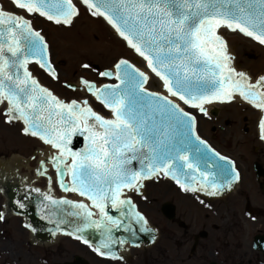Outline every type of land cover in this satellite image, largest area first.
<instances>
[{
	"label": "snow or ice",
	"instance_id": "6c2138e0",
	"mask_svg": "<svg viewBox=\"0 0 264 264\" xmlns=\"http://www.w3.org/2000/svg\"><path fill=\"white\" fill-rule=\"evenodd\" d=\"M10 3L14 10L0 8V118L6 124H20L23 135L46 146L37 175H47L50 166L64 193L89 202L57 198L50 188L42 193V211L47 210L42 218L55 224L53 236H74L100 257L123 260L114 247L123 246L126 239L115 236L114 230L130 231L134 221L141 232L151 231L130 195L142 194L146 180L167 177L185 193L212 197L240 179L232 161L198 135L193 112L208 115L207 104L245 101L261 112L258 126L264 139V73L252 77L238 70L221 35L222 29L238 31L264 45V0ZM78 6L111 25L143 59L163 93L151 91L146 86L149 75L127 59L99 72L114 83L79 82L107 115L96 111L89 98L65 101L38 81L31 71L33 64L53 79L58 76L49 61V45L30 17L38 14L57 25H70L79 14ZM74 137H82L81 148H74ZM17 203L25 207L22 201ZM109 208L116 214H110ZM4 219L0 213V220ZM61 225L73 230L65 232ZM89 228L100 235L94 244L82 234Z\"/></svg>",
	"mask_w": 264,
	"mask_h": 264
},
{
	"label": "flooded vegetation",
	"instance_id": "af4514ba",
	"mask_svg": "<svg viewBox=\"0 0 264 264\" xmlns=\"http://www.w3.org/2000/svg\"><path fill=\"white\" fill-rule=\"evenodd\" d=\"M238 115L235 121L213 111L205 115L204 130L197 124V131L232 161L240 179L212 197L185 193L171 181L157 190V202L148 193H131L156 237L149 245L128 247L118 254L123 260L115 261L73 238L45 243L34 238L24 218L14 212L19 205L10 202L8 193L17 189L19 200L21 188H48V179L37 181V140L23 135L20 124L0 118V213L5 216L0 220V264H264V140L258 123L257 137L245 138L250 135L248 123Z\"/></svg>",
	"mask_w": 264,
	"mask_h": 264
},
{
	"label": "rangeland",
	"instance_id": "374dc122",
	"mask_svg": "<svg viewBox=\"0 0 264 264\" xmlns=\"http://www.w3.org/2000/svg\"><path fill=\"white\" fill-rule=\"evenodd\" d=\"M3 9L14 10L11 3L7 0H0ZM79 7L78 18L73 26L57 25L54 22L48 23V20L40 18L36 20L34 15L30 17L34 23V28L46 35L47 42L52 48L51 52L56 54V58L53 62L54 66H58L62 69L66 78L62 77L56 81V79L48 76L47 82H42V70L37 66L32 69V73L40 81L43 86L49 88L55 95L61 99L67 101L71 99H84L89 98L93 108L101 113L102 108L95 102L94 98L84 94V92L77 93L76 91L70 92L65 86V83H77L80 79L85 77L86 80H92L98 84L104 83V79L98 77L93 65L99 67V69H111L112 65L118 59H127L137 67L142 69V60L126 46L123 40L117 37V35L110 29V27L99 17H93L84 7ZM224 38L227 45L240 62L242 67L251 74L253 77L260 73H264V46L259 45L250 39L243 37L242 35L223 30ZM250 56L253 59L249 58ZM89 65L85 68L84 65ZM148 74V73H147ZM149 75V74H148ZM150 77L151 83L149 89L151 91H160V86L153 76ZM224 116L231 115L232 119L237 121V118L241 115L245 117L248 123L250 135L246 134L244 137H257L256 125L259 121V110L252 108L249 105H244L239 102H229L219 105L217 108ZM195 116L200 124V129L204 130V118L205 115L198 116L194 111ZM208 133V132H207ZM205 136V135H204ZM206 138H210L207 134ZM238 138H242L239 136ZM212 139V138H210ZM42 146L36 143V150L38 153ZM155 188H148V184H145L143 194L148 193L154 202H157L158 196L157 190L163 189L171 184L164 177H160L158 180H152ZM139 203L142 201L138 200ZM141 209H145L143 203L140 204Z\"/></svg>",
	"mask_w": 264,
	"mask_h": 264
},
{
	"label": "water",
	"instance_id": "95a60500",
	"mask_svg": "<svg viewBox=\"0 0 264 264\" xmlns=\"http://www.w3.org/2000/svg\"><path fill=\"white\" fill-rule=\"evenodd\" d=\"M10 3V2H9ZM2 4V3H1ZM1 8V7H0ZM3 8V6H2ZM35 19L36 20H40V18L42 17H39L36 15H34ZM76 18H78V16H76L74 19H73V22L70 24V25H63L62 26H73V24L76 22ZM31 22H32V25L34 27V23L31 19ZM48 23H51L50 21H48ZM111 26V25H110ZM43 35V34H42ZM221 35L224 36V33H223V29L221 30ZM45 37V41L46 43L48 44L47 42V37L46 35H43ZM121 38V37H120ZM49 45V44H48ZM52 48L49 46V61H51L50 63L53 64L55 58H56V54L52 53L51 52ZM228 50H229V53L230 55L233 57V65L238 69V70H243L245 71V69L242 67V65L240 64V62L237 60V58L235 57V55L232 53V51L230 50V48L228 47ZM136 54V53H135ZM137 55V54H136ZM138 56V55H137ZM139 57V56H138ZM141 58V57H140ZM249 58L253 59L252 56H250ZM130 62V61H129ZM131 63V62H130ZM54 65V64H53ZM52 67L54 68L55 67V70H56V73H57V76H58V79H56V81H58L61 76L66 78L65 74L63 73L62 69L59 68L58 66H53ZM135 65V64H134ZM136 66V65H135ZM37 67V65L33 64L31 65V70L32 69H35ZM96 69H98L97 66H94ZM143 70V69H141ZM105 71V70H103ZM144 71V70H143ZM150 71V69H149ZM151 72V71H150ZM247 72V71H245ZM248 73V72H247ZM147 74V73H146ZM249 74V73H248ZM34 75V74H33ZM251 75V74H249ZM48 74L45 73L43 70H42V76H41V80L42 82H47L48 80ZM252 76V75H251ZM253 77V76H252ZM103 78H106L108 79L111 83H114V79H111V78H107V77H103ZM83 79H85V77H83ZM39 81V80H38ZM89 81H92V80H89ZM40 82V81H39ZM151 83V80L149 79V82L148 84L146 85L147 87L149 86V84ZM65 84H76V83H65ZM46 87V86H45ZM68 89V88H67ZM76 89L79 90V91H82L84 90V88L80 85H76ZM69 90V89H68ZM70 92H72V90H69ZM79 91H76L77 93H81ZM86 91V89H85ZM87 93V91H86ZM89 94V93H87ZM59 97V96H58ZM60 98V97H59ZM91 98V96H90ZM61 99V98H60ZM93 99V98H91ZM245 102V101H243ZM220 103V102H218ZM247 103V102H245ZM197 124L199 125V129H200V124H199V121L197 120ZM201 137V136H200ZM208 139V137H207ZM42 143V142H41ZM211 143V142H210ZM73 144H74V148L75 149H79L83 146V139L82 137H74L73 138ZM212 144V143H211ZM214 144V143H213ZM212 144V145H213ZM51 170L54 175H55V170L52 169L50 166H48V170ZM52 178H53V175H52ZM39 179H40V176H39ZM170 179V178H169ZM152 180H158V179H151V180H147L144 182V186L142 187L141 189V193H143L144 189H145V184L147 183L148 184V188H155V185L152 183ZM171 180V179H170ZM173 181V180H172ZM53 185H54V189L57 187V189L60 191V193L58 192V194H55L57 196L54 195V193L52 192V189H53ZM56 185V187H55ZM31 189L30 188H21L20 192H19V195H20V199L19 201H22L24 204H25V207L23 209H21L19 206H17L16 208H14V212L16 214H18L19 216H22L24 218V221H25V225H31V227H28L29 230L31 231L32 235L34 236V238L38 241V242H42V243H45V242H49L51 240H53L54 238H56L57 236H68V237H73L75 238L74 236H69V235H66L64 233H57L55 236L52 235V231L55 230V224L54 223H50L48 219L46 218H42V216H45L46 215V212L47 210H43L42 211V206H41V200L43 199L42 197V193L44 192H47V190L49 191V188H47L46 190H41L40 193H36V192H31L30 191ZM51 193L52 195H54L55 197L59 198L60 196H65L67 197L68 199H75V200H80V201H84L86 203H89L86 198L84 197H80L78 196V194H75V193H64L63 190L59 187V185L56 183V181H53V184L51 185ZM16 193H18L17 189H14V188H10L9 190V193H8V197L10 199V202L11 203H17L18 199H17V195ZM57 193V191H56ZM74 194V195H73ZM76 195V196H75ZM137 211V209H136ZM109 212L110 214H116L115 213V210L113 209H110L109 208ZM66 219H69V220H74L75 218L73 217H66ZM62 228H65V232H68V231H72L73 228L71 225H61ZM147 227L151 230L149 232H141L139 230L140 228V225L135 223L134 221L131 223V230L130 231H125L124 229H117V230H114V235L117 236V237H123L126 239V243L123 245V246H120V245H116L114 247V250L117 251V254L120 250H122L124 247H126L127 245H130V246H137V245H140L142 243H146V244H149L153 241L152 237L154 236L155 237V232L148 226L147 224ZM32 228H35V231H32ZM132 231H135L136 232V236L135 237H132L131 235V232ZM84 237L86 239L89 240L90 243H95V241L99 240L100 239V235H99V232L98 230H96L95 228H89V229H84L83 233Z\"/></svg>",
	"mask_w": 264,
	"mask_h": 264
},
{
	"label": "bare ground",
	"instance_id": "6f19581e",
	"mask_svg": "<svg viewBox=\"0 0 264 264\" xmlns=\"http://www.w3.org/2000/svg\"><path fill=\"white\" fill-rule=\"evenodd\" d=\"M224 30V29H223ZM229 31V30H228ZM254 42V41H253ZM142 59V58H141ZM142 62H143V65H142V69L146 72V73H148L151 77L153 76V78H155L156 80H157V82H158V79L154 76V74H152L150 71H149V69L147 68V66H146V63L143 61V59H142ZM105 83H111L108 79H106L105 80ZM158 84H159V82H158ZM160 86V85H159ZM160 90L162 91V93L164 92V90H163V88L161 87L160 88ZM82 91H84V90H82ZM236 102H239V103H241V104H244V105H246V103H244L242 100H237ZM182 103V102H181ZM222 105V104H221ZM184 107H187V106H184ZM219 107V103L218 102H214V103H211V104H207V105H205V108L207 109V112H210L211 110H213V111H218L217 110V108ZM97 111V110H96ZM260 112V111H259ZM260 115H261V112H260ZM45 148L46 147H43V149H42V151H44L45 150ZM41 151V152H42ZM40 152V153H41ZM40 153H39V157H38V160H40L41 159V155H40ZM38 160H37V163H38ZM37 181H40V179H39V177H37Z\"/></svg>",
	"mask_w": 264,
	"mask_h": 264
}]
</instances>
